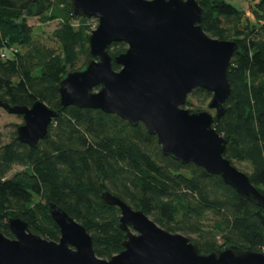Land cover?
I'll return each instance as SVG.
<instances>
[{
  "label": "trees",
  "instance_id": "1",
  "mask_svg": "<svg viewBox=\"0 0 264 264\" xmlns=\"http://www.w3.org/2000/svg\"><path fill=\"white\" fill-rule=\"evenodd\" d=\"M198 1L204 31L239 44L228 72L232 91L226 111L213 125L228 140L225 156L233 164L245 163L247 170H240L264 193V0L250 5L255 23L229 0ZM69 4L0 0V50L4 44L19 49L9 59L0 56V99L27 106L40 99L58 111L36 147L20 142L16 131L8 143L0 138V231L14 237L8 219L20 217L34 233L59 240L49 212L55 202L86 227L96 254L110 259L124 249L126 234L119 208L101 197L108 190L166 230L191 237L205 253L231 244L264 252L263 209L242 200L220 175L165 155L142 122L132 125L101 109L62 106L61 80L80 60L86 62L92 31L86 18L72 15ZM35 15L44 23L59 20L48 43L29 23ZM75 19L81 22L77 27ZM127 48L123 41L110 44L114 69L121 67L115 57ZM211 98L198 88L185 106ZM15 166L22 169L12 173Z\"/></svg>",
  "mask_w": 264,
  "mask_h": 264
},
{
  "label": "water",
  "instance_id": "2",
  "mask_svg": "<svg viewBox=\"0 0 264 264\" xmlns=\"http://www.w3.org/2000/svg\"><path fill=\"white\" fill-rule=\"evenodd\" d=\"M69 6L73 16L95 17L98 25L88 37L84 67L61 80L62 106L101 109L132 125L142 122L165 155L220 175L242 200L260 206L264 216V193L225 156L228 140L213 125L226 111L232 91L228 72L238 42L204 31L198 0H70ZM120 41L128 48L115 57L121 66L116 70L108 48ZM198 88L212 93L209 107L215 115L185 107ZM0 107L23 117L17 138L31 147L47 138L58 114L40 99L31 106L0 99ZM101 197L119 208V226L126 234L124 249L110 259L96 254L82 223L50 202L59 240L44 238L27 221L10 217L14 237L0 231V264H264V252L235 244L205 253L191 237L166 230L110 191Z\"/></svg>",
  "mask_w": 264,
  "mask_h": 264
},
{
  "label": "rangeland",
  "instance_id": "3",
  "mask_svg": "<svg viewBox=\"0 0 264 264\" xmlns=\"http://www.w3.org/2000/svg\"><path fill=\"white\" fill-rule=\"evenodd\" d=\"M229 1L235 6H237L238 8H241L242 10L245 11L244 18H248L250 22L255 23L256 21L255 15L250 8L251 3L253 2L252 0H229ZM37 10H38L37 12H39L40 8L38 7ZM41 10L42 12H45V14L50 13L48 10H46V8H43ZM87 20H88L87 24L91 27L92 30L97 27L98 25L97 18L92 17V18H88ZM29 23L34 26L35 30L37 31L41 39L46 40L48 43L49 38H51L50 37L51 32L57 27V25L59 24V20H54V21H49L47 23H44V22H41L39 15H35L29 18ZM72 24L75 27H77L79 24H81V22L80 20L75 19V20H72ZM52 44L55 45L54 42H52ZM84 62L85 61L80 60L76 69H80L81 68L80 66ZM209 102L210 100H208L204 104L199 105V102L193 100V103L195 104L194 106L187 105L185 107L188 109H193V108H196L197 106H201V109L199 111L206 110L212 113L213 115H215L216 110L209 107ZM22 123H23L22 117L16 114L8 113L4 108L0 107V138L3 144L8 143L11 140L13 136V132L16 131L17 126ZM234 165L238 167L239 169L247 170L244 167L246 166L245 163L240 164L239 162L234 161ZM21 169L22 167L15 166L12 173H14L17 170H21Z\"/></svg>",
  "mask_w": 264,
  "mask_h": 264
},
{
  "label": "built area",
  "instance_id": "4",
  "mask_svg": "<svg viewBox=\"0 0 264 264\" xmlns=\"http://www.w3.org/2000/svg\"><path fill=\"white\" fill-rule=\"evenodd\" d=\"M19 49L14 45L4 44L0 50V56L4 59H9L18 53Z\"/></svg>",
  "mask_w": 264,
  "mask_h": 264
}]
</instances>
